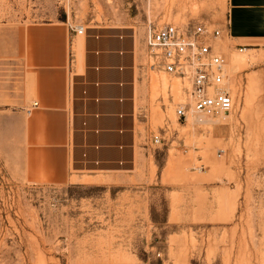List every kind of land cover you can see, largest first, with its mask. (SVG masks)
Instances as JSON below:
<instances>
[{"label": "rangeland", "instance_id": "obj_1", "mask_svg": "<svg viewBox=\"0 0 264 264\" xmlns=\"http://www.w3.org/2000/svg\"><path fill=\"white\" fill-rule=\"evenodd\" d=\"M227 7V0H0V35L58 21L145 33L149 24L222 29ZM214 44L228 62L232 112L180 123L178 80L154 74L152 112L163 141L130 185L117 178L38 189L13 182L0 160V264H264V44L239 45L225 33Z\"/></svg>", "mask_w": 264, "mask_h": 264}, {"label": "crops", "instance_id": "obj_2", "mask_svg": "<svg viewBox=\"0 0 264 264\" xmlns=\"http://www.w3.org/2000/svg\"><path fill=\"white\" fill-rule=\"evenodd\" d=\"M227 4L223 32L239 45L264 44V0ZM70 26L17 24L0 35L2 167L38 189L130 185L149 170L160 135L153 76L169 75L150 67L146 33L133 25H87L83 34Z\"/></svg>", "mask_w": 264, "mask_h": 264}, {"label": "built area", "instance_id": "obj_3", "mask_svg": "<svg viewBox=\"0 0 264 264\" xmlns=\"http://www.w3.org/2000/svg\"><path fill=\"white\" fill-rule=\"evenodd\" d=\"M70 27L78 34L87 29L84 26ZM223 34L222 29L205 22L193 28L149 24L146 43L150 67L162 69L178 80L181 100L176 103L175 111L180 123L186 124L190 118L198 124L212 123L226 118L234 108L228 62L220 47L214 44ZM162 141L160 135L153 138L155 144Z\"/></svg>", "mask_w": 264, "mask_h": 264}, {"label": "bare ground", "instance_id": "obj_4", "mask_svg": "<svg viewBox=\"0 0 264 264\" xmlns=\"http://www.w3.org/2000/svg\"><path fill=\"white\" fill-rule=\"evenodd\" d=\"M177 88H178V95L180 96L181 95V91L179 89V85L177 84ZM181 98V97H180ZM191 121L195 122V119L193 118H190Z\"/></svg>", "mask_w": 264, "mask_h": 264}]
</instances>
